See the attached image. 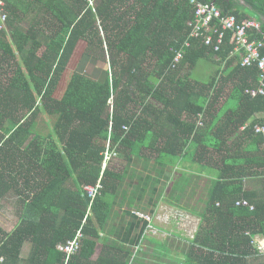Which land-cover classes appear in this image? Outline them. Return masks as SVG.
Returning a JSON list of instances; mask_svg holds the SVG:
<instances>
[{"label":"trees","instance_id":"obj_1","mask_svg":"<svg viewBox=\"0 0 264 264\" xmlns=\"http://www.w3.org/2000/svg\"><path fill=\"white\" fill-rule=\"evenodd\" d=\"M201 1L213 3L223 15L233 14L238 21L255 18L260 29L250 38L264 45V0ZM4 2L0 199L13 191L19 206L17 225L9 232L0 226V264H64L56 246L72 239L78 230L80 248L68 264H128V250L103 238L108 235H99L123 181V175L110 170L107 162L103 167L107 146L125 160L156 152L162 161L168 149L175 153L185 148L191 164L198 140L219 152L208 136L210 128H197L194 118L209 113L222 88L229 85L227 99L235 104L228 108V118L242 123L264 107V95L244 93L257 84L259 72L254 66L241 67L238 58L231 56L230 32L219 51L192 40L179 66L168 69L174 55L171 49L180 47L189 31L186 22L193 19L188 0ZM81 42L85 51L72 70L69 63ZM103 44L109 54L108 68L92 80L79 68L92 50L104 52ZM148 59L152 68L145 70ZM199 61L215 65L206 82L191 79L192 71L179 75L182 66L194 69ZM4 66L10 68L9 75ZM149 99L161 107L151 105ZM130 103L137 104L138 110L129 112ZM122 125L129 126L126 133ZM253 125L245 128L256 146L248 148L249 160L261 165L259 156L264 166V149L257 150L263 139L254 134ZM244 158L229 151L220 155L219 172L207 188L205 210L198 213L205 225L200 223L177 264H264L252 257L250 236L243 233L248 227L251 235L264 237V189L257 193L243 188L244 173L236 170L248 163ZM98 180L101 189L91 198L84 187ZM257 182L264 188V178ZM240 198H246L253 210L236 207L234 202ZM25 245L29 250L21 257Z\"/></svg>","mask_w":264,"mask_h":264},{"label":"crops","instance_id":"obj_2","mask_svg":"<svg viewBox=\"0 0 264 264\" xmlns=\"http://www.w3.org/2000/svg\"><path fill=\"white\" fill-rule=\"evenodd\" d=\"M236 63L237 60H233V64ZM227 98H225V101L218 108H214L216 105L214 104L213 109L209 113L204 112L205 120L202 128H210L208 136L211 138L214 146L218 145L220 147L219 152L213 147H203L204 143L198 140L194 164L190 163L188 159L189 155L185 148L175 151V153H172V150L175 149H168L170 153L166 152L164 161H162L161 156L156 152L148 153L149 155L145 153L138 157L129 156L126 160L122 159L126 163V168L121 172L123 181L119 194L116 196V202H114L111 208L105 230L99 233L100 237L108 235L109 237L103 238L117 242L118 245L128 250L129 255H132V251L134 252L136 246H143L144 242L153 247L164 245L165 255H168L172 245L176 243V236L172 239L169 238L170 243H167L168 245L158 241L156 239L158 236L155 235H158V232L161 231L160 225L167 224L169 216H195V211L193 212L188 207L190 204L182 202L181 196L188 184V182L184 184L185 179L195 176L197 179L204 180V188L207 193L210 179H214L219 172L220 155L224 154L225 151L239 153L247 158H244V161L248 163L240 165L241 170H236L238 173H244V177H242L243 188L248 192L260 193L263 191L264 188L257 182L264 178L263 162L258 159L259 156H257V162H261V165L249 160L251 151L247 152V150L248 148L253 150L256 146L251 144L249 136L245 133V128L251 123H254V125H264V107L262 106L258 110H254L249 116H246L247 118L242 123L237 124L230 122L233 118H228V108H231L235 103L233 100ZM250 111L249 109L247 110V112ZM182 119H186L185 114L182 115ZM218 131L222 132L218 134ZM159 141L161 142V140ZM262 148L264 149L262 144L259 147L257 146V150L259 151ZM152 154L153 157L150 156ZM198 200L201 204L205 202V200ZM194 204V206H197V202ZM135 212L148 215L150 221L140 218ZM149 225H152L156 229L155 233L150 231ZM176 225L178 227H175L179 228L177 231L181 234L182 228L177 222ZM25 247H27L28 251L29 247L26 245ZM185 249L186 246L182 245L181 256ZM166 250H168L167 254Z\"/></svg>","mask_w":264,"mask_h":264},{"label":"built area","instance_id":"obj_3","mask_svg":"<svg viewBox=\"0 0 264 264\" xmlns=\"http://www.w3.org/2000/svg\"><path fill=\"white\" fill-rule=\"evenodd\" d=\"M188 3L193 7L194 14L193 19L186 22L189 29L187 36L180 44L178 49H171L174 53L169 70H175L183 56L185 51L191 46L192 40L200 41L204 46L211 47L213 51H219L223 45L227 32H230V43L233 44L232 57H237L241 67H256L259 75L258 81L255 86L247 87L244 89V93L250 97L264 95V53L262 49L264 47L261 40L250 38L253 33L258 32L260 29V23L255 18L247 16L241 20H237L233 14L223 15L221 10L213 3H204L201 0H188ZM5 2L0 0V31L7 32L6 26V11ZM111 100V101H110ZM110 112H112V99L108 100ZM205 114L204 112L198 113L195 118V124L197 128L204 126ZM129 126L122 125V130L126 133ZM254 134L261 135L264 147V125L256 124L253 127ZM112 155H116L115 152L108 151V146L104 152L103 167L106 162L109 161ZM88 195L93 198L101 189L100 181L98 180L94 185H87L84 187ZM217 206L219 203L216 204ZM236 207H245L250 211L253 210V205L246 199L240 198L234 202ZM140 218L150 221V217L140 212H135ZM174 220L185 231L190 219L189 215H175ZM148 228L151 232L155 233L156 229L152 225ZM244 235L250 236L249 246L252 251V257L262 259L264 263V237L260 234L251 235L250 229L245 227ZM195 234V233H194ZM194 234L191 236L192 239ZM176 236V235H175ZM174 236V237H175ZM82 233L78 230L72 239L59 243L56 249L64 256V264H68L71 257L78 253L80 248V241ZM179 238V237H175ZM139 247H135L134 252H137ZM194 249H199L198 246H194ZM206 251V250H204ZM216 257V253H215ZM132 260V258H131ZM2 258H0V262Z\"/></svg>","mask_w":264,"mask_h":264},{"label":"rangeland","instance_id":"obj_4","mask_svg":"<svg viewBox=\"0 0 264 264\" xmlns=\"http://www.w3.org/2000/svg\"><path fill=\"white\" fill-rule=\"evenodd\" d=\"M100 36L102 39H104L103 33L100 32ZM103 48H104V52L96 49L92 50L88 54L89 56L82 61L79 71L84 76L92 80H96L99 78L102 69L108 68L107 60L109 59V54L106 52V45L103 44ZM83 51H85V43L81 42L77 46L76 51L72 56V59L70 60L69 63L70 69L72 70L74 69L76 64L79 62V59ZM120 60L121 57L119 58V61ZM151 66H152V61L150 59H148V61H145L144 64L145 70H150L152 68ZM3 69L4 72H6L7 75H9L10 68L8 66H4ZM214 69H215L214 64L210 62L199 61L194 69L191 66H186V65L185 67L182 66V69L180 68L179 75L183 76V74L186 75L192 71L191 79L204 83L208 80V77H210ZM229 90H230L229 85H225L222 88L220 97L217 99L214 108H218L225 101V98L229 94ZM149 103L158 108L161 107V105L153 99H149ZM126 107L129 112L130 111L135 112L136 110H138L137 104L130 103ZM146 154H148V152ZM150 156L153 157V154ZM125 165H126L125 160H122V157H119V155H115V156L112 155L111 159L107 161V167L110 170L115 171L119 174H121L122 170L126 168ZM204 185H205L204 180L197 179L195 176H190L188 178L187 187L185 188L181 197L183 203L190 204V206L188 207H190L193 212L195 211V216L190 217L191 220L189 221L184 232L182 231V233L179 234V231H177V229L179 228H176L178 226L176 225V221L173 218L175 215H173V217L169 216V219L167 220V224L160 225L161 231H159L158 235L155 236H158V238L156 237V239H158V241H161V243L168 245L167 243H170L169 238L172 239L175 235L176 237H179L178 239L176 238L175 241L176 243H174L175 245H172L170 253H168V255H165V251L162 247H159L158 245L153 247L152 245H148L147 242H144V244H142L143 246L139 247V250L137 251V252L141 251L139 253L142 254H139L137 252L134 253L132 251V255H131L132 260L130 258L128 264H177V262L182 258L181 256L182 245L189 247L190 246L189 241L192 240L191 236L196 232L200 223L202 224V226L205 225V222L203 220L201 221L200 216L198 214L200 212H204L205 210V204L204 203L201 204V202L198 200V199L201 200L206 199V195H205L206 192ZM202 197L205 198L203 199ZM18 198L19 196L17 193L13 191H9L0 199V226L4 231L7 232L11 231L18 223V215H17V209L19 206ZM196 202H197V206H194L195 205L194 203ZM176 231L177 233H175ZM180 238L181 240H179ZM99 248L100 245H98L97 249ZM168 250H166V254ZM27 253H28L27 247L24 246V248H22L21 250V257L25 256ZM256 262H263V260L257 259Z\"/></svg>","mask_w":264,"mask_h":264}]
</instances>
